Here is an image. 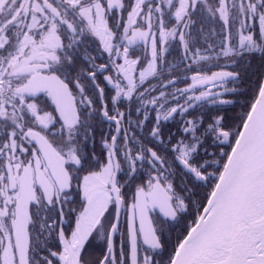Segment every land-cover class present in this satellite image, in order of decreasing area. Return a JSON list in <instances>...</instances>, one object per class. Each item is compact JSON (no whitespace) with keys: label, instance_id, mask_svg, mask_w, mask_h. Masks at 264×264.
I'll list each match as a JSON object with an SVG mask.
<instances>
[{"label":"snow or ice","instance_id":"1","mask_svg":"<svg viewBox=\"0 0 264 264\" xmlns=\"http://www.w3.org/2000/svg\"><path fill=\"white\" fill-rule=\"evenodd\" d=\"M0 264H264V0H0Z\"/></svg>","mask_w":264,"mask_h":264}]
</instances>
